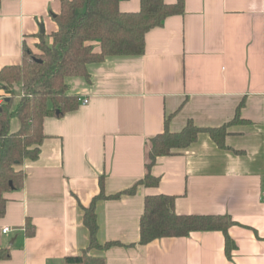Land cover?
<instances>
[{
  "label": "crops",
  "instance_id": "obj_1",
  "mask_svg": "<svg viewBox=\"0 0 264 264\" xmlns=\"http://www.w3.org/2000/svg\"><path fill=\"white\" fill-rule=\"evenodd\" d=\"M182 1V14L146 33L142 55L106 57L87 65V78L65 80L79 106L44 119L38 157L18 167L22 187L4 194L0 248L10 255L0 264H66L80 255L89 243L82 208L99 194L101 180L105 196L136 185L131 195L95 204L97 242L121 245L89 251L105 264H264V0ZM118 7L136 13L140 0ZM59 12L60 0H1L0 70L20 65L24 48L36 51L39 35L50 44ZM16 92L14 106L21 86ZM166 121L172 133L188 122L224 127V147L199 133L178 154L157 158L150 172L158 186L145 187L138 183L149 141ZM18 128L13 118L10 131ZM151 195L174 197L178 215L229 217V253L221 231L140 245Z\"/></svg>",
  "mask_w": 264,
  "mask_h": 264
},
{
  "label": "trees",
  "instance_id": "obj_2",
  "mask_svg": "<svg viewBox=\"0 0 264 264\" xmlns=\"http://www.w3.org/2000/svg\"><path fill=\"white\" fill-rule=\"evenodd\" d=\"M121 1L124 0H60V12L54 16L57 30L50 36L51 43H47L44 35H39L36 44L39 55L24 48L20 65L0 70V89L6 94L0 105V218L5 213L4 194L23 185L25 175L18 167L25 160L38 157L44 139V119L61 118L79 106V99L66 93L65 80L87 78V65L101 62L106 57L142 55L146 33L161 27L167 17L183 13L182 0L172 5L164 0H140V9L136 13L120 12ZM18 85L21 95L14 106ZM13 118L19 122L16 132L10 131ZM201 132H207L218 147H224V127L200 129L188 122L181 131L172 133L168 131L166 121L164 131L149 141L146 174L138 184L157 187L159 179L150 172L156 159L178 154L194 143ZM135 188L136 185L114 196H105L100 181L99 194L87 208H82L83 224L89 233L88 247L80 255L67 257L66 264H105L103 259L90 256L89 251L121 245L97 242L95 204L99 200L131 195ZM174 200L166 195L145 197L139 221L140 245L162 238L186 237L191 232L221 231L225 236L226 253H229L232 247L227 235L232 224L229 217L178 215L174 212ZM33 233V226L27 220L25 234L31 237ZM9 255L8 249L0 248V260L8 259Z\"/></svg>",
  "mask_w": 264,
  "mask_h": 264
},
{
  "label": "built area",
  "instance_id": "obj_3",
  "mask_svg": "<svg viewBox=\"0 0 264 264\" xmlns=\"http://www.w3.org/2000/svg\"><path fill=\"white\" fill-rule=\"evenodd\" d=\"M3 99H4V97L2 96V97H0V105L3 103ZM82 103L83 104H86L87 103V101H82ZM8 231H9V229H7V228H4V229H2V234H6V233H8Z\"/></svg>",
  "mask_w": 264,
  "mask_h": 264
},
{
  "label": "rangeland",
  "instance_id": "obj_4",
  "mask_svg": "<svg viewBox=\"0 0 264 264\" xmlns=\"http://www.w3.org/2000/svg\"><path fill=\"white\" fill-rule=\"evenodd\" d=\"M32 52V51H31ZM34 55H39L40 52L38 51V49L36 48V51L32 52ZM2 96L5 97L6 94L2 91Z\"/></svg>",
  "mask_w": 264,
  "mask_h": 264
},
{
  "label": "water",
  "instance_id": "obj_5",
  "mask_svg": "<svg viewBox=\"0 0 264 264\" xmlns=\"http://www.w3.org/2000/svg\"><path fill=\"white\" fill-rule=\"evenodd\" d=\"M40 31H41V33L43 32V31H42V27L40 28Z\"/></svg>",
  "mask_w": 264,
  "mask_h": 264
}]
</instances>
